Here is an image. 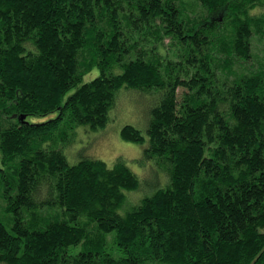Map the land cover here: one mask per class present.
<instances>
[{"label":"trees","instance_id":"trees-1","mask_svg":"<svg viewBox=\"0 0 264 264\" xmlns=\"http://www.w3.org/2000/svg\"><path fill=\"white\" fill-rule=\"evenodd\" d=\"M256 8L264 0H0L11 219L0 221V264H264ZM121 89L152 106L140 164L153 181L121 159L70 165L63 152L78 128L107 125ZM119 133L144 143L131 125ZM141 184L150 192L133 203Z\"/></svg>","mask_w":264,"mask_h":264},{"label":"rangeland","instance_id":"rangeland-1","mask_svg":"<svg viewBox=\"0 0 264 264\" xmlns=\"http://www.w3.org/2000/svg\"><path fill=\"white\" fill-rule=\"evenodd\" d=\"M264 13V8H256L251 14L260 15ZM96 75V72L84 77L85 81L90 80ZM125 89L119 91V100L113 110L109 113L107 125L98 131H89L88 128L80 127L77 136L73 142L64 149L67 162L70 165L75 164L81 157H89L98 159L106 163L108 167H112L114 162L121 159L126 165L138 175L139 178L145 177L147 182L153 181L154 175L149 172L146 167H141L140 160L142 152L148 146L147 124L149 121V113L152 106L148 105L149 99H145V103L140 101L141 96L124 92ZM179 92L181 90H178ZM135 92V91H132ZM132 96H135L132 97ZM146 97V96H145ZM134 98V99H133ZM125 125H131L138 129L144 137L143 144L124 141L120 137V129ZM144 179V178H143ZM143 182V181H142ZM150 192L144 184L139 190L128 194L131 202L136 203L139 198ZM1 209L0 203V221L6 227H10L11 219ZM111 235V234H110ZM110 235L108 238H110ZM72 253L80 251V246L71 247ZM112 251V249H109Z\"/></svg>","mask_w":264,"mask_h":264}]
</instances>
